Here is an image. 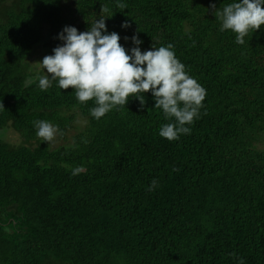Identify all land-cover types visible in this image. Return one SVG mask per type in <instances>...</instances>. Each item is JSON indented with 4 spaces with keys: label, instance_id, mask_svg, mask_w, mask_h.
Wrapping results in <instances>:
<instances>
[{
    "label": "trees",
    "instance_id": "obj_1",
    "mask_svg": "<svg viewBox=\"0 0 264 264\" xmlns=\"http://www.w3.org/2000/svg\"><path fill=\"white\" fill-rule=\"evenodd\" d=\"M232 2L0 0V264H264V26L237 44L214 15ZM101 15L126 50L173 45L206 90L191 134L160 137L174 118L150 91L97 120L73 88L39 89L63 29Z\"/></svg>",
    "mask_w": 264,
    "mask_h": 264
},
{
    "label": "clouds",
    "instance_id": "obj_2",
    "mask_svg": "<svg viewBox=\"0 0 264 264\" xmlns=\"http://www.w3.org/2000/svg\"><path fill=\"white\" fill-rule=\"evenodd\" d=\"M118 7L126 6L118 2ZM217 14L222 21L220 30L236 33L235 42L242 45L250 30L264 26V0H233L215 10L214 15ZM107 19L101 15L85 32L74 26L63 29L58 37L63 43L53 49L52 55L36 63L45 73L35 77L39 89L47 91L53 81L62 90L73 88L78 102L94 100L90 113L97 120L133 98L143 106L145 94L150 91L155 108L162 109L166 119L174 118V122L161 126L160 137L173 141L182 134H191L187 125L199 118L206 96L204 87L186 72L185 65L176 58L173 45L142 51L143 41L134 35L131 41L135 46L126 50L120 43V35L108 32ZM129 27L128 23L122 25L125 29ZM35 127L36 136L48 144L60 131L48 120L37 121ZM81 171L76 168L73 175ZM158 187L159 181L153 179L147 190L152 192ZM238 264L245 262L240 259Z\"/></svg>",
    "mask_w": 264,
    "mask_h": 264
},
{
    "label": "rangeland",
    "instance_id": "obj_3",
    "mask_svg": "<svg viewBox=\"0 0 264 264\" xmlns=\"http://www.w3.org/2000/svg\"><path fill=\"white\" fill-rule=\"evenodd\" d=\"M10 131H11V130H10ZM6 137H7V141H9V142H12V143H16V142H18V140H17L16 137H15V134H13L12 131L9 132V134H7Z\"/></svg>",
    "mask_w": 264,
    "mask_h": 264
}]
</instances>
